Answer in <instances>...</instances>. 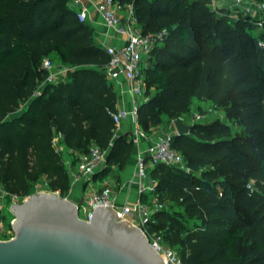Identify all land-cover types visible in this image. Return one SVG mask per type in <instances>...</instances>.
I'll return each mask as SVG.
<instances>
[{"label": "trees", "instance_id": "1", "mask_svg": "<svg viewBox=\"0 0 264 264\" xmlns=\"http://www.w3.org/2000/svg\"><path fill=\"white\" fill-rule=\"evenodd\" d=\"M118 1L133 4L144 33L168 32L142 68V128L178 119L194 98L232 109L242 125L234 130L217 118L171 137L192 171L165 163L150 169L166 204L152 228L186 264H264V14L260 26L212 9L210 0ZM52 54L68 69L50 81L42 64ZM109 61L68 0H0V183L10 195L31 194L44 177L67 195L71 176L53 142L58 132L72 151L107 149V168L126 165L134 143L116 130ZM17 110L23 116L10 119Z\"/></svg>", "mask_w": 264, "mask_h": 264}, {"label": "built area", "instance_id": "2", "mask_svg": "<svg viewBox=\"0 0 264 264\" xmlns=\"http://www.w3.org/2000/svg\"><path fill=\"white\" fill-rule=\"evenodd\" d=\"M241 9V13L246 16H254L256 13L264 11V2L258 0H224ZM220 0H210L209 5L212 9L217 10ZM89 4L101 14L106 25L112 28L117 34L126 37V42L122 45H107L105 47L110 56L109 64L105 67V73L110 79H119L124 76L130 82L131 91L139 98H144L146 93V80L142 73V62L144 57L148 56L154 47L162 43L167 37V30H159L156 32L144 33L136 26L137 19L135 16L133 4H122L118 0H69V5L76 10L77 17L80 21L86 22L90 19ZM260 20L261 18H257ZM262 26L261 20L258 22ZM260 45L264 47V42ZM42 67L49 71L48 79L50 81L58 77V73L54 71V64L51 58L46 57L43 60ZM68 66L65 67L64 73ZM144 101H135L131 110L124 107H118L117 111L112 113L116 124L117 132L120 131L121 125L125 119L132 118L138 123V108ZM189 119L194 122H209L207 114L196 113L190 116L186 114L178 119L185 121ZM62 133L58 132L53 139L56 149L60 152L64 150V145L61 143ZM108 150L100 147L97 144H92L88 151H75L77 160V172L81 175L92 176L100 170L107 162ZM165 163L187 171H192L188 166L184 155L173 147L171 137H160L147 150L146 155H140L137 161V175L139 180L140 197L133 205L116 206L110 185H106L102 190L95 191L88 195L85 202L78 205L79 215L84 219H91L95 208L99 206H108L117 211L120 218L126 219L133 225L139 226L148 236L151 245L161 254L165 264H186L184 259L179 254L178 250L165 242L164 236L160 231L152 228L156 223L155 213L163 209L166 204L156 201L153 205L146 204L141 195L150 191H155L156 180L150 177V169L156 164ZM45 191L37 182L34 185L32 193ZM31 193V194H32ZM31 194L24 197L18 195H10L0 183V200L6 196H11V201L7 208L11 211L12 204L21 203ZM132 208L135 214L132 219L127 218V214ZM2 206L0 205V211ZM14 236V231L11 227L5 228L0 222V239H9Z\"/></svg>", "mask_w": 264, "mask_h": 264}, {"label": "water", "instance_id": "3", "mask_svg": "<svg viewBox=\"0 0 264 264\" xmlns=\"http://www.w3.org/2000/svg\"><path fill=\"white\" fill-rule=\"evenodd\" d=\"M174 124L180 135L193 127L180 119ZM11 212L14 236L0 239V264H165L144 231L111 207L95 208L87 220L68 197L38 191L12 204Z\"/></svg>", "mask_w": 264, "mask_h": 264}, {"label": "crops", "instance_id": "4", "mask_svg": "<svg viewBox=\"0 0 264 264\" xmlns=\"http://www.w3.org/2000/svg\"><path fill=\"white\" fill-rule=\"evenodd\" d=\"M89 8L90 19L88 22L94 28L96 39L104 48L107 45L119 46L126 42L125 36L117 34L112 28L106 25L103 17L95 7L92 6V4H89ZM136 26L139 30H142V27L138 22ZM108 79L117 92L118 107H124L127 110H131L135 101L141 99H144V101L147 100L148 97L146 93L144 98H139L133 94L130 82L127 81L124 76H121L119 79ZM185 122L191 123L189 119H186ZM120 133L128 134V139L132 140L134 143V150L128 162L124 167L113 165L110 168H107L108 165L106 162V164L92 176L78 174L75 151L64 146V150L61 153L71 176L70 189L65 197H68L80 205L85 202L88 195L95 191L102 190L106 185H110L116 206L122 207L124 205H133L140 197L139 180L137 175L138 157L140 155H146L149 146L158 138L172 137L174 134H178L175 124L174 126L168 125L166 127L151 128L150 131H145L142 126L139 123L134 122L132 118L123 121L120 131H118V134ZM105 168H107V170L102 173ZM44 178L47 179L46 177ZM141 198L148 205H153L158 201L155 191L145 193L141 195ZM134 214L135 210L132 208L131 212L127 214V218L132 219Z\"/></svg>", "mask_w": 264, "mask_h": 264}, {"label": "rangeland", "instance_id": "5", "mask_svg": "<svg viewBox=\"0 0 264 264\" xmlns=\"http://www.w3.org/2000/svg\"><path fill=\"white\" fill-rule=\"evenodd\" d=\"M261 2H264V1H261ZM218 9L229 10V13H231V15H233L234 17L244 15L241 13V9H238L235 6L233 7V5L231 3L226 2L224 0H220ZM263 14H264V11H261V12H258L254 16H251V17L255 18V19L256 18H262ZM253 31H255V29ZM258 32H259V30H258ZM51 57H52L51 60L54 64V71L59 74L58 77H64L65 76L64 75L65 74L64 69L67 65L62 63L61 60H59L55 54H52ZM148 57H149V55L144 57V61L142 62V67L144 69H146L149 66V58ZM196 113L207 114V118L210 121L213 119L219 118V119L227 122L231 126H233L234 130H241L242 129V125L240 123L236 122V118H235L236 112H234L232 109L229 110L228 107H226V106L217 107L210 100H203L200 98H194L192 105L189 109V112L186 113V115L190 116V115H193ZM173 121L174 120H170L168 117L165 116L163 121L160 124L152 126L151 128L155 129V128H160V127H166L168 125L174 126ZM39 184L42 186L43 189H45V191L55 192V191L51 190L49 188V186L47 185L48 184L47 179L41 178L39 181ZM56 193L60 194V192H56ZM10 201H11V196H9V195L6 196L5 198H3L2 200H0V205L2 206V209L0 211V222H2V224L5 228H8V224L11 223V221L14 217L13 213L9 210V208H7Z\"/></svg>", "mask_w": 264, "mask_h": 264}]
</instances>
